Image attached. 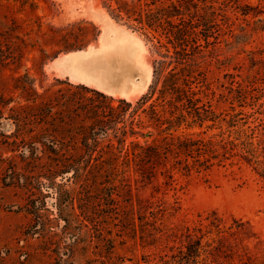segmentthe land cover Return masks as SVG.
I'll list each match as a JSON object with an SVG mask.
<instances>
[{"label": "trees", "instance_id": "1", "mask_svg": "<svg viewBox=\"0 0 264 264\" xmlns=\"http://www.w3.org/2000/svg\"><path fill=\"white\" fill-rule=\"evenodd\" d=\"M258 1L102 0L113 19L150 43L151 82L135 101L68 79L46 85L41 68L46 52L40 48L34 60L38 77L24 73L12 87L27 103L12 112L13 120L19 126L35 123L29 136L21 129L31 143L34 171L57 192L54 178L66 175L86 179L85 187L92 180V188L115 187L126 197L135 237L144 239L150 231L157 240H182L178 264L203 257L211 264H264V251L255 253V234L240 219L227 226L210 212L191 225L164 224L179 210L177 197L171 201L166 192L179 190L182 178L248 169L264 185V47L247 54V75L234 66L223 81L208 76L211 64L218 70L230 64L214 53L218 45H245L253 33L264 32V1ZM37 29L41 32V24ZM99 35L87 20L48 25L51 57L86 49ZM104 179L112 181L96 183ZM147 187L151 199L140 194ZM80 211L93 222L89 206Z\"/></svg>", "mask_w": 264, "mask_h": 264}, {"label": "rangeland", "instance_id": "2", "mask_svg": "<svg viewBox=\"0 0 264 264\" xmlns=\"http://www.w3.org/2000/svg\"><path fill=\"white\" fill-rule=\"evenodd\" d=\"M248 1L251 4L259 2ZM80 20L98 26L97 41L79 50L85 53L61 52L51 57L53 44L49 41L48 25L61 26ZM38 24H41V32L37 31ZM248 41L245 45H218L214 53L230 64L220 70L211 64L209 78L214 82L216 79L223 81L222 75L235 72L234 66L247 75L245 58L249 51L264 47V32L253 33ZM40 48L46 52L41 66L46 85L54 78L68 79L115 98L135 101L147 91L152 79L155 56L150 43L113 19L102 0H0V264L180 263L182 240H157L150 237L153 235L150 231L144 239L141 234L133 235L126 216L129 215L126 197L117 193L115 187L92 188L94 180L85 187L86 179L66 175L54 178L53 182L59 186L57 192L50 179L34 171L31 143L22 138L21 129L25 127L29 136L35 123L30 120L26 126L21 123L19 126L13 120L17 114L11 115L12 112H18V107L27 103L12 87L14 79L24 73L38 77L34 60ZM105 54L130 55V61L141 68L139 72L150 76L147 86L131 96V90L104 88L95 77L82 80L74 58L90 59ZM4 102L8 103L4 105ZM111 181L104 179L96 183ZM180 184L179 190L166 192L169 200L177 197L179 203L178 212L164 222L168 228L191 225L199 216L216 212L227 226L233 218L247 223L255 234L252 241L259 242V250L255 253L258 256L260 250L264 251V185L248 169L235 173L220 169L208 175L194 174L180 179ZM152 193L151 187L140 192L143 198L150 199ZM155 196L161 197L162 192ZM60 206L64 210L61 214ZM87 206L95 214L92 223L85 221L80 211ZM195 264L211 262L203 257ZM221 264L226 262L221 261Z\"/></svg>", "mask_w": 264, "mask_h": 264}, {"label": "bare ground", "instance_id": "3", "mask_svg": "<svg viewBox=\"0 0 264 264\" xmlns=\"http://www.w3.org/2000/svg\"><path fill=\"white\" fill-rule=\"evenodd\" d=\"M81 52L84 51H79V53ZM129 57L130 55L128 54H122L120 57L105 54L90 59L75 57L74 63L82 80L88 81L92 77H95L104 88L125 92L131 90L130 95L132 96L136 90H140L147 86L150 76L147 74L145 75V73L141 71L139 72L141 68L131 62ZM135 98H133V100Z\"/></svg>", "mask_w": 264, "mask_h": 264}]
</instances>
